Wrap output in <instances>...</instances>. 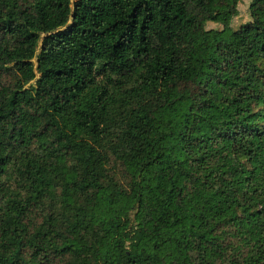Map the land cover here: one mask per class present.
Instances as JSON below:
<instances>
[{
  "label": "trees",
  "instance_id": "obj_1",
  "mask_svg": "<svg viewBox=\"0 0 264 264\" xmlns=\"http://www.w3.org/2000/svg\"><path fill=\"white\" fill-rule=\"evenodd\" d=\"M216 1L0 0V264H264V0Z\"/></svg>",
  "mask_w": 264,
  "mask_h": 264
},
{
  "label": "rangeland",
  "instance_id": "obj_2",
  "mask_svg": "<svg viewBox=\"0 0 264 264\" xmlns=\"http://www.w3.org/2000/svg\"><path fill=\"white\" fill-rule=\"evenodd\" d=\"M226 0L216 1V13L221 21L227 17ZM253 4L252 0H240L237 5V15L231 18L230 27L233 30L238 29L242 24L249 20L248 9ZM254 6L261 9L263 3H254ZM207 29H220L222 28L219 23H207Z\"/></svg>",
  "mask_w": 264,
  "mask_h": 264
}]
</instances>
